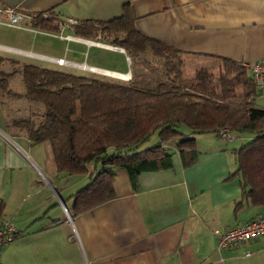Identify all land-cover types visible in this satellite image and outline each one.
Here are the masks:
<instances>
[{"label": "crops", "instance_id": "obj_1", "mask_svg": "<svg viewBox=\"0 0 264 264\" xmlns=\"http://www.w3.org/2000/svg\"><path fill=\"white\" fill-rule=\"evenodd\" d=\"M125 3L137 32L184 53V66L217 70L220 59L264 60V0H0V11L19 15L18 28L0 25V57L74 74L131 77L111 68L116 56L129 62L123 50L77 38L72 30L79 22L118 17ZM48 12L59 20L56 32L30 26L31 16ZM11 121L18 120H5L0 110V228L8 223L15 233L0 250L1 264H264V237L216 246L215 232L264 215L248 203L233 214L239 186L233 176L238 147L227 145L232 140L198 135L195 145L204 152L192 165L181 167L173 155L171 168L141 173L134 184L125 170L114 169L113 198L72 214L69 197L87 176L55 172L44 146L30 144Z\"/></svg>", "mask_w": 264, "mask_h": 264}, {"label": "trees", "instance_id": "obj_2", "mask_svg": "<svg viewBox=\"0 0 264 264\" xmlns=\"http://www.w3.org/2000/svg\"><path fill=\"white\" fill-rule=\"evenodd\" d=\"M58 21L50 12L45 17L36 14L30 26L56 32ZM133 23L131 6L125 3L118 17L79 22L72 30L77 38L123 50L129 61L155 72L156 78L131 76L122 81L19 65L0 57V65L7 62L11 67L8 73L0 72V92L42 107L38 120L29 115L9 126L22 131L30 144H42L55 172L87 176V183L69 197L72 214H82L113 198L114 169L125 170L134 184L141 173L171 168L173 155L181 167L192 165L197 157L193 136L221 137L223 129L229 134H249L252 138L233 151V176L239 186L233 214L245 203L264 212V109L253 106L257 91L248 70L220 59L216 73L198 68L192 78L185 79V54L142 36ZM15 74L23 83V95L7 88ZM180 126L187 132L181 133ZM154 132L156 145L137 151ZM175 139L173 151L167 152L165 146Z\"/></svg>", "mask_w": 264, "mask_h": 264}, {"label": "rangeland", "instance_id": "obj_3", "mask_svg": "<svg viewBox=\"0 0 264 264\" xmlns=\"http://www.w3.org/2000/svg\"><path fill=\"white\" fill-rule=\"evenodd\" d=\"M152 62L156 65H160V61L158 60H152ZM111 63H113L114 65L111 68H114L115 70H123V71H129L133 76H149L151 78H156V73L155 72H150L145 66H143L142 64L139 63H135L133 62V60H130L128 63L125 60V58L120 59L119 57H115L112 59ZM111 66V65H110ZM194 66V64H193ZM192 65H185L183 67L182 70V75L183 78L185 79H190L193 77L194 72L196 71V69H198L199 67L193 68ZM121 67V68H120ZM3 70L5 72H9L10 71V66L9 64H4L3 66ZM210 70V69H209ZM212 71L214 73H216V69H212ZM15 77H13V79L8 81V89L14 91L15 93H22L24 92V86L23 83L21 81V78L18 74L13 75ZM103 77H107L102 75ZM113 77V76H111ZM111 77H107V78H111ZM112 79H121V78H117L114 77ZM124 79H122L123 81ZM1 93V92H0ZM259 94V93H258ZM253 106L255 108L261 109L264 108V94H259L255 97V99H253ZM0 105L1 108L0 110L3 111V118L5 120H20L22 118H26L27 116L31 115L33 117V119L38 120L39 119V113L42 110L41 104L37 103V102H28L26 99H11L8 98L6 96H4L2 94V99H0ZM29 106V108H28ZM179 131L181 133H186V129L182 126H180ZM206 135V134H205ZM240 135H247L250 137V139L252 138L251 135L249 134H233L231 133V137H232V142L228 143L227 145L231 148H237L241 145V143L243 144L245 141H242L240 139ZM212 134H207V136L204 137H211ZM193 138L195 139V141H197V136H193ZM178 142V139H175L174 141H170L165 147L167 152H172L173 151V146L175 143ZM157 143V136H156V132L152 133L149 135V137L143 142L141 143L138 147H137V151H141V150H145L147 148H150L152 146H155ZM42 145V144H41ZM43 146V145H42ZM196 148V152H200L203 153L204 152V147L202 146V144L200 142H197L195 145ZM230 153V151H229ZM100 168L98 167L97 171H99ZM85 184H83L84 186Z\"/></svg>", "mask_w": 264, "mask_h": 264}, {"label": "built area", "instance_id": "obj_4", "mask_svg": "<svg viewBox=\"0 0 264 264\" xmlns=\"http://www.w3.org/2000/svg\"><path fill=\"white\" fill-rule=\"evenodd\" d=\"M0 13L3 14V18L0 19V25L13 28L19 27V15L13 9H6L4 11H0ZM67 23L72 24L73 22L67 21ZM54 63L57 65L63 64L62 60H55ZM242 66L248 70L251 81L256 91L258 92L262 90L264 88V60L250 65L242 64ZM128 79L129 77L127 79H124L123 81H126ZM221 137L227 142H230L232 140L226 129L222 130ZM14 234V229L10 224H2L0 228V250L3 246L12 241ZM215 234L217 236V249L231 248L236 245L248 243L250 241L262 238L264 237V215L258 216L254 219L246 221L240 225L225 229L223 231L215 232ZM246 255H248V253H246Z\"/></svg>", "mask_w": 264, "mask_h": 264}, {"label": "bare ground", "instance_id": "obj_5", "mask_svg": "<svg viewBox=\"0 0 264 264\" xmlns=\"http://www.w3.org/2000/svg\"><path fill=\"white\" fill-rule=\"evenodd\" d=\"M92 71H94V70H92ZM100 73L108 75V76L118 77V78H121V79H127L128 78V76H124V75H117V74L105 73V72H100Z\"/></svg>", "mask_w": 264, "mask_h": 264}, {"label": "clouds", "instance_id": "obj_6", "mask_svg": "<svg viewBox=\"0 0 264 264\" xmlns=\"http://www.w3.org/2000/svg\"><path fill=\"white\" fill-rule=\"evenodd\" d=\"M120 80H122V79H120Z\"/></svg>", "mask_w": 264, "mask_h": 264}]
</instances>
